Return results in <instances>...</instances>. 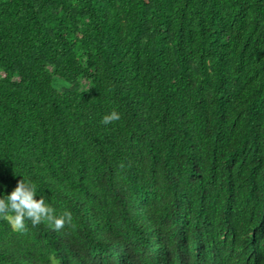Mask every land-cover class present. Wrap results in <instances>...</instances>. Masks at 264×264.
<instances>
[{
  "label": "trees",
  "instance_id": "1",
  "mask_svg": "<svg viewBox=\"0 0 264 264\" xmlns=\"http://www.w3.org/2000/svg\"><path fill=\"white\" fill-rule=\"evenodd\" d=\"M23 178L72 223L0 219V264H264V0H0Z\"/></svg>",
  "mask_w": 264,
  "mask_h": 264
},
{
  "label": "clouds",
  "instance_id": "2",
  "mask_svg": "<svg viewBox=\"0 0 264 264\" xmlns=\"http://www.w3.org/2000/svg\"><path fill=\"white\" fill-rule=\"evenodd\" d=\"M116 110L105 114L101 123L104 125L120 120ZM36 186L24 178L17 182L15 188L3 198H0V219L6 220L17 232L26 230V221L32 226L46 223L55 231H60L66 224L72 223V213L65 210L61 215L55 214V209L46 203L44 196L36 199Z\"/></svg>",
  "mask_w": 264,
  "mask_h": 264
},
{
  "label": "rangeland",
  "instance_id": "3",
  "mask_svg": "<svg viewBox=\"0 0 264 264\" xmlns=\"http://www.w3.org/2000/svg\"><path fill=\"white\" fill-rule=\"evenodd\" d=\"M53 85L56 86V87H59L60 86V81L56 78L53 79Z\"/></svg>",
  "mask_w": 264,
  "mask_h": 264
}]
</instances>
